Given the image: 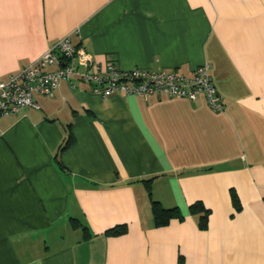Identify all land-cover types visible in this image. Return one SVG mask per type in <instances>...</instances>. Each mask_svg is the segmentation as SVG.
Segmentation results:
<instances>
[{"label": "crops", "instance_id": "crops-1", "mask_svg": "<svg viewBox=\"0 0 264 264\" xmlns=\"http://www.w3.org/2000/svg\"><path fill=\"white\" fill-rule=\"evenodd\" d=\"M66 36L125 71L208 63L222 110L203 95L103 99L71 79L0 116V264H264V0H0V77ZM147 181L182 222L153 227Z\"/></svg>", "mask_w": 264, "mask_h": 264}, {"label": "built area", "instance_id": "built-area-1", "mask_svg": "<svg viewBox=\"0 0 264 264\" xmlns=\"http://www.w3.org/2000/svg\"><path fill=\"white\" fill-rule=\"evenodd\" d=\"M54 68L53 71H48ZM76 79L100 98L113 95L150 98H181L190 102L203 95L210 108L222 110L212 81L210 65L203 63L191 75L173 72L121 70L114 62L98 63L69 36L58 40L37 60L5 80L0 77V116L15 115L26 108H38L34 96L50 97L60 81Z\"/></svg>", "mask_w": 264, "mask_h": 264}, {"label": "trees", "instance_id": "trees-1", "mask_svg": "<svg viewBox=\"0 0 264 264\" xmlns=\"http://www.w3.org/2000/svg\"><path fill=\"white\" fill-rule=\"evenodd\" d=\"M70 128V127H68ZM74 138L70 131H68L66 138L64 139V143L60 146L59 152H65L73 146ZM55 160H57L55 158ZM59 166V165H58ZM61 170H64L60 167ZM151 182L147 181L143 182V186L146 190L147 197L150 203V212L153 222V227L156 229L165 228L169 225V223L173 220H177L182 222L184 220L183 216L180 214L179 210L176 208L172 209H164L158 202L153 201L151 195ZM230 202L232 208L235 212H240L241 206L238 201L237 196L233 191L230 192ZM188 214L190 217L195 218L197 221V227L201 232L207 230L208 227V219L210 216V211H208L200 202L192 204L188 208ZM72 228L79 229L80 225L76 221H72ZM81 232L83 236V240L87 241L89 239V234L86 229L81 227ZM126 234V227H115L114 229L105 233L106 237H120Z\"/></svg>", "mask_w": 264, "mask_h": 264}]
</instances>
